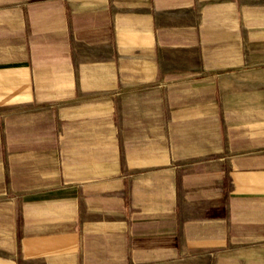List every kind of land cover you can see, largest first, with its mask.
<instances>
[{
    "label": "crops",
    "instance_id": "0c3cea01",
    "mask_svg": "<svg viewBox=\"0 0 264 264\" xmlns=\"http://www.w3.org/2000/svg\"><path fill=\"white\" fill-rule=\"evenodd\" d=\"M0 264H264V0H0Z\"/></svg>",
    "mask_w": 264,
    "mask_h": 264
}]
</instances>
